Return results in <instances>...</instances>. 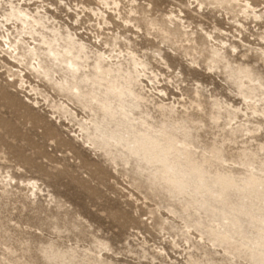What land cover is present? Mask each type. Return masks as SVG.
I'll return each instance as SVG.
<instances>
[{
    "label": "rangeland",
    "instance_id": "rangeland-1",
    "mask_svg": "<svg viewBox=\"0 0 264 264\" xmlns=\"http://www.w3.org/2000/svg\"><path fill=\"white\" fill-rule=\"evenodd\" d=\"M145 3L66 0L61 8L52 0H0V19L11 4L34 16L40 12L44 27L36 29L49 39L70 31L124 69L136 58L144 64L142 85L134 89L144 98L136 116L158 127L186 128L191 151L222 161L205 164L202 182L190 178L187 194L152 180L154 171L145 163L111 162L83 142L79 121L89 113L69 104L54 83L65 72L55 67L50 82L12 63L0 30V264H93L96 256L104 264H253L244 254L234 258L214 247L209 220L214 213L219 221L222 212L232 213L244 230L236 239L264 241V90H256L250 103L241 96L248 93L241 88L245 76L261 82L264 21L249 0H207L219 6L203 9L166 0L149 8L151 15L143 11ZM8 28L18 38L20 27ZM125 41L131 47H121ZM189 56L206 57L202 87L215 94L201 97L197 107L211 113L223 102L215 126L192 111L194 101L185 99L175 80ZM17 70H25L35 92L29 83L21 86L13 76ZM61 103L78 120L54 108ZM202 185L210 191L195 193ZM201 194L206 207L217 206L214 213L197 207Z\"/></svg>",
    "mask_w": 264,
    "mask_h": 264
},
{
    "label": "bare ground",
    "instance_id": "bare-ground-1",
    "mask_svg": "<svg viewBox=\"0 0 264 264\" xmlns=\"http://www.w3.org/2000/svg\"><path fill=\"white\" fill-rule=\"evenodd\" d=\"M43 19L40 12L34 16L23 8L13 7L11 4L9 11L0 19L5 53L9 55L12 63L18 66L25 65L26 69L29 67L30 73L42 76L50 82L54 81V75L57 73L55 67L65 72V77L55 79L54 83L61 92L67 94L68 98L74 96V103L89 113L86 119L79 121V129L83 142L90 149L110 158L113 163L117 158L125 164L134 159L139 167L145 163L154 171L151 173L152 180L162 182L169 189L178 190L181 194H187L190 189L189 179L173 183L170 174L165 171V156L168 160L186 158L201 182L205 164L211 160L222 161V158L213 153L212 157L206 158L204 155L199 157L191 151V144L188 141L190 133L186 128L174 127L171 124L158 127L136 116L135 112L139 110L144 98L134 89L142 85L141 74L144 64L137 62L136 58H131L128 61L130 67L124 69L121 61L113 63L107 59L106 54L92 52L70 31L65 35L54 31L56 33L49 39L36 29L44 27ZM10 25H13L15 30H18V27L21 30L18 38L14 40L13 33L8 28ZM26 62L27 64H23ZM15 72H18V75L13 76L19 79L21 86L29 83L25 70ZM244 78L246 83H241V88L246 87L248 93L243 92L241 96L250 103L256 99V90H264V85L249 76ZM30 87L32 91H36L31 84ZM54 108L64 115L77 119L76 113L65 103ZM232 116L235 117L236 114L233 113ZM177 134L182 136V140ZM115 153L118 154L117 157ZM252 178H255V175H252ZM33 185L37 183L34 181ZM200 190L210 191V188L202 185L195 188V193L200 194ZM201 197L203 199L201 203L192 204V208L197 211L196 208L199 206L200 209L212 210L214 213L213 209L217 206L209 205L208 210L205 206L206 196L201 194ZM218 216L219 213H214L209 220L213 225L210 243L214 247L222 248L223 253L230 257L235 258V254L240 257L244 254L251 263L264 264V241L257 244L252 239H236L234 235L244 234L240 220L232 217V213L222 212L220 221ZM93 264H104V260L96 256Z\"/></svg>",
    "mask_w": 264,
    "mask_h": 264
},
{
    "label": "snow or ice",
    "instance_id": "snow-or-ice-1",
    "mask_svg": "<svg viewBox=\"0 0 264 264\" xmlns=\"http://www.w3.org/2000/svg\"><path fill=\"white\" fill-rule=\"evenodd\" d=\"M53 3H57L58 7H64L66 0H52ZM136 0H133V4L135 5ZM158 4H165L166 0H160V3L157 2V0H146V3L143 5V11L147 15H151V13L148 12L149 8H156L158 7ZM249 4L256 5L257 11L260 12V16L256 17L257 19H260L264 21V0H249ZM14 7V5H12ZM205 6L207 7H218V4L215 3H207V0H205L204 3L199 2V0H180V7L181 8H201L203 9ZM116 7H119V5H116ZM69 10L71 8L69 7ZM139 10V9H138ZM131 15H135V12H132ZM151 31L155 32V29H151ZM137 33L139 34V29H137ZM204 35L207 36V33H204ZM143 39V37H141ZM208 40H211V36H207ZM135 43V42H133ZM103 47V45H101ZM143 46V45H141ZM121 47H131L127 41L124 42ZM135 51V49H133ZM199 51V50H197ZM232 52H235L236 49H232ZM127 54V53H124ZM206 57L201 59L199 56H189L187 57V67H182L181 72L176 73L175 80L178 82L179 87H182L184 92H187V98H191L194 102L191 105L192 111L194 113H201V119H204L205 123H210L212 126H215L217 124V108H219V111H223V107H220L221 104H223L222 101H217L215 105L212 106L211 113L208 112L207 108H199L197 107L198 104L201 102V97H204V99H207L209 96L215 95L214 93L208 92L207 89L202 87V84H204L206 81L202 77L200 73L205 71V63L204 60ZM183 63V62H182ZM226 63V61H225ZM260 64L264 65V53H262V58L260 60ZM199 69V72L197 71ZM209 71H215V69H207ZM261 73V83L264 84V67H261L259 69ZM199 81V83H197ZM179 90V89H178ZM207 93V96H204V94ZM264 103V101H262ZM226 107V105H224ZM260 115L262 118H264V111L260 112ZM38 117V113H37ZM261 124L264 125V119L261 120ZM261 132H264V127L261 128ZM52 139H55V134L53 133ZM101 247H105L104 245H101ZM117 264H128L126 261H117Z\"/></svg>",
    "mask_w": 264,
    "mask_h": 264
},
{
    "label": "clouds",
    "instance_id": "clouds-1",
    "mask_svg": "<svg viewBox=\"0 0 264 264\" xmlns=\"http://www.w3.org/2000/svg\"><path fill=\"white\" fill-rule=\"evenodd\" d=\"M75 97L73 96L71 99L68 98V103L73 107H77L76 103H74ZM165 171L170 174V179L173 183H178L182 180H187L192 178L195 173L192 170V165L190 161L186 158L177 157L172 160H168L165 156Z\"/></svg>",
    "mask_w": 264,
    "mask_h": 264
}]
</instances>
